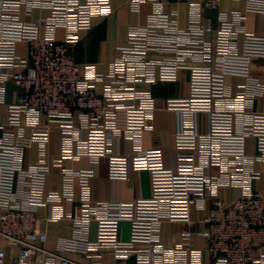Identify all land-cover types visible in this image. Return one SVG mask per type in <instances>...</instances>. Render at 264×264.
<instances>
[{
  "label": "built area",
  "instance_id": "built-area-1",
  "mask_svg": "<svg viewBox=\"0 0 264 264\" xmlns=\"http://www.w3.org/2000/svg\"><path fill=\"white\" fill-rule=\"evenodd\" d=\"M147 1L156 5L147 23L131 27L109 71L99 73L93 65L77 63L73 48L81 33L93 29L95 18L113 14L111 0H0V240L19 249L9 261L8 248L0 246V264H101L103 250L116 259L135 257L136 264H264V197L252 187L259 177L255 164L264 162V113L252 109L264 83L251 75L254 60L264 58V36L248 32L244 15L235 12L231 18L222 15L209 38L205 14L218 9L221 0H174L190 5L186 28L178 13L165 12L158 0L130 3L139 10ZM247 3L248 11L264 13V0ZM60 28L63 39L57 36ZM183 70L190 74L189 95L166 99L164 108L177 117L176 148L198 154L186 173L155 167L143 147L144 134L155 131L158 104L152 91L140 88L176 82ZM228 76L245 78L237 93L228 86ZM11 84L17 87L13 102L7 99ZM55 130L61 133V148L50 160ZM124 138L133 141V151L113 153L114 139ZM250 138L256 141L254 155L247 152ZM34 147L38 158L26 165V152ZM84 157L93 165L106 158L112 179L150 171L151 197L95 202L91 182L96 169L65 164ZM53 169L61 172V190L47 188ZM221 188L241 193L227 202L219 197ZM68 202H78L73 211L66 210ZM194 204L209 208L198 222L200 232L193 230ZM40 207L51 210L49 220L74 224V236L61 239L56 251L45 247ZM123 221L130 223L127 242L120 238ZM165 222L186 226L182 241L171 247L162 242ZM194 235L203 238L205 248L192 247ZM66 252L79 253L86 262Z\"/></svg>",
  "mask_w": 264,
  "mask_h": 264
},
{
  "label": "crops",
  "instance_id": "crops-1",
  "mask_svg": "<svg viewBox=\"0 0 264 264\" xmlns=\"http://www.w3.org/2000/svg\"><path fill=\"white\" fill-rule=\"evenodd\" d=\"M84 2L85 0H81ZM162 3V9L167 13L177 12V18L180 26L186 28L189 25L190 5L188 3L177 4L174 0H158ZM131 0H111L114 12L106 18H95L93 21V29L89 32L81 33V40L73 48L75 61L82 66L93 65L99 73H107L110 64L116 60L120 54L119 48L126 45L128 41L129 31L131 27L145 25L148 17L154 11L156 5L152 1H147L141 5L139 10H136L131 5ZM247 0H221V5L218 9L205 14V23L212 29L208 33L209 38L215 36V31L218 28L219 20L222 15L232 17L233 13L241 12L244 15L243 25L248 32L256 35L264 36V13L248 11ZM45 14H48L46 11ZM25 19V14H22ZM37 18L35 12L32 20ZM59 39L65 37V30L60 28L57 31ZM20 50L25 53V46L21 45ZM153 58H163L159 55H151ZM253 78L264 83V58H256L251 71ZM190 74L189 71L183 70L179 73V79L176 82L159 83V84H141L140 88L150 90L154 94L158 110L154 119V132H146L142 139L143 147L150 151V156L155 167L173 168L177 171L186 173L189 172L192 166L198 162L199 157L197 152L178 150L174 143V134L177 129V117L172 111L164 108V101L168 98L187 97L190 92ZM245 83V78L239 76H228L227 84L231 87L233 93L239 91V86ZM9 93L7 99L13 102L16 99L17 87L13 84L9 85ZM99 93L103 92L100 85ZM254 111L264 113V93L257 96L253 103ZM203 118V117H202ZM120 122L125 123V113L120 114ZM206 120L203 118L202 130L207 128ZM2 134L0 130V135ZM61 148V133L55 130L52 136L50 145L49 159L57 157ZM134 148V143L131 139L124 138L122 140L114 139L111 146L112 152L131 153ZM158 148V149H155ZM247 152L256 154V141L250 138L247 141ZM38 158V149L34 147L26 152V165L34 163ZM67 167L79 169H96V176L91 182L92 199L97 203L116 202H131L138 199H147L152 194L151 173L148 170L131 171L127 179H112L109 175V166L106 158L102 159L99 164L93 165L89 158H82L78 161H65ZM255 169L259 173V177L252 180L254 190L261 191L264 197V162H257ZM214 171V170H213ZM208 172H211L208 169ZM63 180L59 169H53L47 188L49 190H61ZM80 193V191H78ZM77 193V196H79ZM240 190L234 188H221L219 197L227 202L232 201L240 195ZM78 202H68L65 205L67 211H73L74 206ZM209 206V204H208ZM209 212L198 209L197 205H192L191 214L195 224L193 230L200 232L201 225L198 224L204 219ZM51 210L47 207H40L38 215L41 218L42 229L47 233L48 238L45 243L46 249L56 251L59 247V241L63 238H71L74 236V224L71 220L51 221L48 219ZM186 226L178 222H165L162 227L161 237L162 242L166 247H171L182 241V231ZM97 237V223L93 222L90 228V239L94 241ZM131 230L130 223L123 221L121 223L120 238L127 242L130 240ZM192 247L205 248L206 242L202 237L194 235L191 240ZM0 246L8 248V260L12 261L19 253L16 246H8L7 241L2 238ZM104 259L101 264H136L135 257L130 259H116L112 251L103 250ZM68 258L86 262L83 255L79 253L66 252Z\"/></svg>",
  "mask_w": 264,
  "mask_h": 264
}]
</instances>
